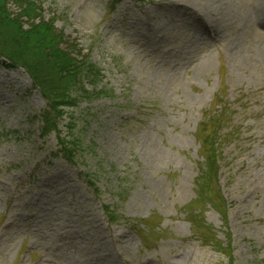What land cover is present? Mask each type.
Instances as JSON below:
<instances>
[{"label": "rangeland", "instance_id": "obj_1", "mask_svg": "<svg viewBox=\"0 0 264 264\" xmlns=\"http://www.w3.org/2000/svg\"><path fill=\"white\" fill-rule=\"evenodd\" d=\"M34 1L103 77L60 119L80 140L71 160L55 132L40 135L49 104L28 73L0 68V264H264L255 0H225L220 37L181 12L189 3L211 20L212 0ZM217 114L207 199L202 143Z\"/></svg>", "mask_w": 264, "mask_h": 264}, {"label": "trees", "instance_id": "obj_2", "mask_svg": "<svg viewBox=\"0 0 264 264\" xmlns=\"http://www.w3.org/2000/svg\"><path fill=\"white\" fill-rule=\"evenodd\" d=\"M20 12L15 14L8 8V0H0V68H23L48 101V108L40 113L42 125L40 135L56 133L59 152L73 160L80 147L78 137L63 135L59 128L60 119L66 108L77 105L81 97L91 99L93 89L103 77L102 69L90 56L75 47L64 46V34L56 30L54 22L39 17V6L34 0H16ZM32 20L25 27L22 18ZM87 84L92 89L87 88ZM215 116L213 129L206 142L202 143L205 169L198 181L203 184L204 196L209 198L208 184L218 172L217 149L208 146L213 132L219 130L220 114Z\"/></svg>", "mask_w": 264, "mask_h": 264}, {"label": "bare ground", "instance_id": "obj_3", "mask_svg": "<svg viewBox=\"0 0 264 264\" xmlns=\"http://www.w3.org/2000/svg\"><path fill=\"white\" fill-rule=\"evenodd\" d=\"M224 2L225 0H212V4H209V8H213L217 14L216 16H211V20H207L208 23L202 14L189 6V3H185V5L182 6L181 12H191V14L199 20L201 24V31L205 32V30L209 28L212 30V33L220 37L224 28V26H222V20L225 19L227 13L226 8L223 7ZM206 8L207 7H204V9ZM207 10L210 11L208 8ZM250 13L251 20L254 23L258 25H264V0H255V2L252 4ZM93 262H95L94 259H89L86 261L87 264H92Z\"/></svg>", "mask_w": 264, "mask_h": 264}]
</instances>
